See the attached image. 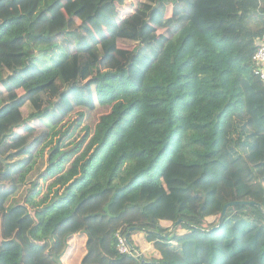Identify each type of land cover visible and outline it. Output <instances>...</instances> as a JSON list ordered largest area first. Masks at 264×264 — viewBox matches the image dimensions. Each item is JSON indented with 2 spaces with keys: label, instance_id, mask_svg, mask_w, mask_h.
Here are the masks:
<instances>
[{
  "label": "trees",
  "instance_id": "trees-1",
  "mask_svg": "<svg viewBox=\"0 0 264 264\" xmlns=\"http://www.w3.org/2000/svg\"><path fill=\"white\" fill-rule=\"evenodd\" d=\"M130 1L0 22V264H264V0Z\"/></svg>",
  "mask_w": 264,
  "mask_h": 264
},
{
  "label": "rangeland",
  "instance_id": "rangeland-1",
  "mask_svg": "<svg viewBox=\"0 0 264 264\" xmlns=\"http://www.w3.org/2000/svg\"><path fill=\"white\" fill-rule=\"evenodd\" d=\"M30 0H21L19 8L14 9L12 12L9 13H0V22L2 21L3 18L8 17L9 15H17L21 12V9L24 8V5L27 4ZM143 2V0H131L128 3L127 7H123L121 8V11H125V9H128L129 11H134L137 6ZM94 51L96 52V54L100 55V50L97 47H94ZM49 118V117H48ZM99 118V116L97 117ZM53 123L55 124V122L53 121ZM81 139H83V136L80 137L79 139H77L75 141V143H79L81 141ZM41 188H42V194L46 191V184L44 182H41L40 184ZM28 187H24L16 196H14L13 198H11L8 202V207H14L15 205L24 203L25 201V195H26V190ZM135 240L138 243L137 245H139L141 251L144 253V257L150 261L151 259H157L158 257V253H156L153 249L152 245H146L144 244V241L142 240L141 235H136L135 236ZM84 241L85 239L83 237H76L72 240L71 242V248L69 249L68 253L66 254L65 258H64V264H80V259L85 251L84 249ZM179 252L187 259V260H191V256H190V250H189V246L187 244H182L181 248L179 249Z\"/></svg>",
  "mask_w": 264,
  "mask_h": 264
},
{
  "label": "built area",
  "instance_id": "built-area-1",
  "mask_svg": "<svg viewBox=\"0 0 264 264\" xmlns=\"http://www.w3.org/2000/svg\"><path fill=\"white\" fill-rule=\"evenodd\" d=\"M260 40V46L258 47V51L256 52L253 60L256 63V71L255 74L260 80L264 83V37ZM120 246L119 250L122 254H132L129 246L127 244V240L123 236H119Z\"/></svg>",
  "mask_w": 264,
  "mask_h": 264
},
{
  "label": "water",
  "instance_id": "water-1",
  "mask_svg": "<svg viewBox=\"0 0 264 264\" xmlns=\"http://www.w3.org/2000/svg\"><path fill=\"white\" fill-rule=\"evenodd\" d=\"M259 46H260V40L257 41V47H259ZM249 204H250V205H255V203H253V202H232V203L227 204V205L224 207V210H223V212H222L221 218H220V220H219V224H218V226H217L216 228H218V227L222 224V222L224 221V218H225L226 215H227L228 208H230V207H232V206H236V205H249ZM258 206H259V205H258ZM259 207H260V206H259ZM181 223H182V221L177 222L176 225H175L174 227H172L171 231H174L177 227L180 226ZM133 230H134V229H131V230L129 231V233H128L127 236H126V240L128 239L130 233H131ZM129 245H130V244H129ZM130 246H131V245H130Z\"/></svg>",
  "mask_w": 264,
  "mask_h": 264
}]
</instances>
